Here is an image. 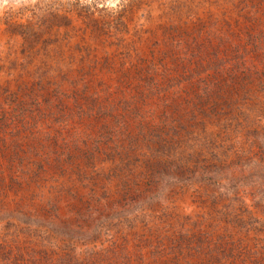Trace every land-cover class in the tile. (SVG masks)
Instances as JSON below:
<instances>
[{
  "label": "rangeland",
  "instance_id": "obj_1",
  "mask_svg": "<svg viewBox=\"0 0 264 264\" xmlns=\"http://www.w3.org/2000/svg\"><path fill=\"white\" fill-rule=\"evenodd\" d=\"M0 264H264V0H0Z\"/></svg>",
  "mask_w": 264,
  "mask_h": 264
}]
</instances>
